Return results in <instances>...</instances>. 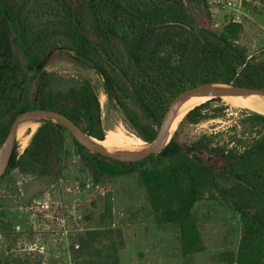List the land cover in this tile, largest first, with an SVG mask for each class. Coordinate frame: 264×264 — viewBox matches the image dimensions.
<instances>
[{"label": "trees", "instance_id": "trees-1", "mask_svg": "<svg viewBox=\"0 0 264 264\" xmlns=\"http://www.w3.org/2000/svg\"><path fill=\"white\" fill-rule=\"evenodd\" d=\"M188 1L197 0H81L67 6L68 38L78 55L90 58L94 50L82 32L83 16L91 19L97 47L105 57L119 47L116 45L126 50L130 68L122 70V77L127 85L115 81L97 64L93 63V67L102 77L108 95L118 92L126 96L131 92L146 121L119 96L115 95V101L143 142L154 139L169 103L189 88L213 82L264 90V50L251 56L246 54L239 45L243 32L240 23L230 21L219 32L198 27ZM200 2L205 6V0ZM15 23L29 69L41 63L54 48L30 37L20 14L13 13L5 0H0V145L15 117L31 109L56 111L79 127L83 122L82 130L88 136L103 141L100 105L87 83L57 95L38 85L33 102L25 105L10 39ZM220 100L210 99L196 106L185 115L184 121L198 124L219 118L225 107H216L210 113L204 111ZM228 130L233 132L228 141L233 144L231 147L228 144L207 147L202 140L182 146L172 137L160 154L143 161L107 160L118 165L123 176L138 172L157 225L171 224L179 229L184 260L204 251L192 210L198 202L209 199L226 202L239 215L241 223L236 252L223 253L218 259L226 264H264V115L243 109ZM65 134L80 154L87 152L84 158L93 169L95 183L99 182L104 171L93 160L97 155H91L63 127L51 122L40 124L21 156L17 157L14 146L3 178L13 169L30 171L49 163L62 146ZM203 150L212 158L207 163L202 159ZM153 159L160 165L145 168ZM111 211V206L105 205L104 227L88 230L78 238L79 252L94 249L104 229L109 230ZM5 228L0 226V231ZM119 240L121 248V235ZM117 248L112 249L115 254ZM115 254L93 264H119ZM102 258L99 253L97 259Z\"/></svg>", "mask_w": 264, "mask_h": 264}, {"label": "rangeland", "instance_id": "rangeland-1", "mask_svg": "<svg viewBox=\"0 0 264 264\" xmlns=\"http://www.w3.org/2000/svg\"><path fill=\"white\" fill-rule=\"evenodd\" d=\"M76 1L81 0H5L13 13L20 14L30 37L39 38L44 46H54L41 63L29 69L18 40L17 23L10 30L13 60L23 83V102L31 105L38 85L45 92L57 95L67 94L87 83L100 105L104 135L106 131L122 133L130 148L124 150H138L146 142L137 137L136 130L125 119L115 95L146 121L144 114L130 91L126 96L118 92L108 95L102 77L93 67V63L97 64L115 81L127 85L122 77V70L130 68L127 52L116 45L119 47L105 57L97 47L91 19L83 16L82 32L94 50L90 58L78 55L68 38L67 6ZM215 1L205 0V6L200 0L187 2L198 27L219 32L230 21L240 23L243 32L239 45L246 54L251 56L263 51L264 0H230L231 7L219 6L218 9H215ZM220 99L204 111L210 113L216 107H225L219 118L190 124L184 121V116L174 127L172 137L182 146L202 140L207 147L227 144L231 147L233 144L228 141L233 132L228 128L245 108ZM39 126V123H27L19 128L14 144L17 157L28 147ZM84 126L81 122L80 127ZM138 140L141 146L137 145ZM86 155V151L80 154L65 134L62 146L49 163L30 171L13 169L0 181V226L6 227L0 231L1 264H93L113 256L114 247H118L115 255L119 264H226L220 263L219 253L236 250L241 233L239 215L224 201L205 199L192 210L204 251L184 260L179 229L171 224L157 225L138 172L123 176L118 165L97 156L93 160L104 173L95 183L93 169L84 158ZM202 159L204 163L212 160L204 150ZM159 163L153 159L144 167L153 168ZM107 204L112 209L109 230L104 229L94 249L79 252L78 238L88 230L104 227L103 211ZM99 253L102 259H97Z\"/></svg>", "mask_w": 264, "mask_h": 264}, {"label": "water", "instance_id": "water-1", "mask_svg": "<svg viewBox=\"0 0 264 264\" xmlns=\"http://www.w3.org/2000/svg\"><path fill=\"white\" fill-rule=\"evenodd\" d=\"M200 96L209 97L210 99L249 96L264 97V90L217 84L213 82L203 83L196 87L189 88L172 99L162 117L154 139L150 142H146V145L138 150H108L103 148L96 142V139L88 136L82 128L75 125L66 116L56 111L45 109H31L24 111L15 117L4 141L0 145V181L8 167L14 149L17 132L24 124H42L44 122H51L63 127L81 147L92 155H97L117 162L137 163L152 155L160 154L166 148L172 138L171 129L178 109L189 99Z\"/></svg>", "mask_w": 264, "mask_h": 264}, {"label": "bare ground", "instance_id": "bare-ground-1", "mask_svg": "<svg viewBox=\"0 0 264 264\" xmlns=\"http://www.w3.org/2000/svg\"><path fill=\"white\" fill-rule=\"evenodd\" d=\"M210 100L209 97H194L186 101L184 104L180 106L176 113V117L174 119L172 129L173 131L174 127L178 122L181 121V119L193 108L196 106L203 104ZM222 100L233 106H241L245 109L251 110L253 112L259 113L261 115H264V97L261 96H249V97H223ZM37 127V126H36ZM34 125L32 126V130H34ZM122 133H105V138L103 141H96L100 146L103 148H106L108 150L117 148V149H130L129 141L123 139ZM132 143V142H131ZM138 146L142 145V142L138 140L137 142Z\"/></svg>", "mask_w": 264, "mask_h": 264}, {"label": "built area", "instance_id": "built-area-1", "mask_svg": "<svg viewBox=\"0 0 264 264\" xmlns=\"http://www.w3.org/2000/svg\"><path fill=\"white\" fill-rule=\"evenodd\" d=\"M216 6V7H215ZM215 9H218L219 6H223V7H231L232 6V2L230 0H224V1H220V0H217L215 1Z\"/></svg>", "mask_w": 264, "mask_h": 264}, {"label": "crops", "instance_id": "crops-1", "mask_svg": "<svg viewBox=\"0 0 264 264\" xmlns=\"http://www.w3.org/2000/svg\"><path fill=\"white\" fill-rule=\"evenodd\" d=\"M237 246H238V244H237ZM205 247V246H204ZM236 250H237V248H236ZM236 250L234 251V252H228V253H235L236 252ZM227 253V252H226ZM223 253H219V255H222ZM219 255H218V257H219ZM220 261V263H223V261H221V260H219ZM225 263V262H224Z\"/></svg>", "mask_w": 264, "mask_h": 264}, {"label": "flooded vegetation", "instance_id": "flooded-vegetation-1", "mask_svg": "<svg viewBox=\"0 0 264 264\" xmlns=\"http://www.w3.org/2000/svg\"><path fill=\"white\" fill-rule=\"evenodd\" d=\"M108 131H106L105 133H107ZM108 133H112V132H108Z\"/></svg>", "mask_w": 264, "mask_h": 264}]
</instances>
